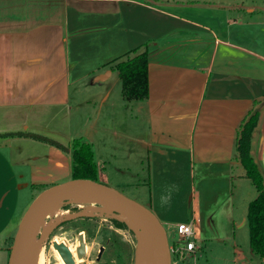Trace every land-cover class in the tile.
Here are the masks:
<instances>
[{"label": "crops", "instance_id": "obj_1", "mask_svg": "<svg viewBox=\"0 0 264 264\" xmlns=\"http://www.w3.org/2000/svg\"><path fill=\"white\" fill-rule=\"evenodd\" d=\"M82 1L0 0V264H8L21 220L37 195L73 178L71 150L26 135L3 134H40L35 129L45 123L37 117L45 121L62 110L70 120V111L86 103L93 109L99 103L103 114L115 113L114 120L129 114L134 146L127 149L137 165V186L150 189L147 208L156 210L164 227L184 211L178 204L170 210V201L187 198L191 223L203 232L207 223L208 231L216 233L215 212L201 209V192L192 181L196 178L213 196L226 193L229 212L236 218L232 223L246 224L247 216L237 219L242 211L236 200L246 199L248 207L250 195L258 192L241 165L237 136L243 119L259 109L251 154L264 168V0L209 2L206 7L194 0H105L117 6L112 17L121 10L124 39L120 35L115 41L124 45L103 43L109 53L97 65L77 56L83 41H72L88 30L79 18L92 7L71 6ZM154 23L160 34L147 32ZM134 38L141 42L134 43ZM136 48L148 51L150 92L145 100L127 101L121 79L115 85L109 80L114 66L133 56ZM103 75L107 77L101 81ZM86 91L87 97L81 98ZM57 116L62 118L61 113ZM96 119L89 115L86 125ZM90 127L85 135L69 134L68 139L65 134V142L51 139L68 147L81 138L93 145L96 161L94 140L101 129ZM120 136L123 141L131 137ZM97 169L105 178L98 163ZM125 170L118 171L122 177Z\"/></svg>", "mask_w": 264, "mask_h": 264}, {"label": "rangeland", "instance_id": "obj_2", "mask_svg": "<svg viewBox=\"0 0 264 264\" xmlns=\"http://www.w3.org/2000/svg\"><path fill=\"white\" fill-rule=\"evenodd\" d=\"M194 1L199 4V7H203V5L206 7L209 2L218 3L220 1L231 2L237 0ZM250 1L251 0H248V2ZM71 6H77L79 8H83V6L92 7L90 8L92 9L90 10V13L85 12L86 16L84 18L80 16L79 18L81 26L88 28V30H84L81 34L72 38V41H83L81 46L79 44V47H83V51L77 55L82 60H85V62L91 61L94 65H97L98 63L102 64V62H105V59L102 58L109 53L104 49L103 43L113 41V48L117 47L119 43L124 45L121 40L119 42L115 41L118 37L120 38V35L123 40L124 36L122 35L123 31L120 29V23L118 22L121 17V10H119L120 14L118 16L112 17L113 14L111 13V9L115 11L117 7L114 3L105 2V0H83L80 3L77 2V4L74 3ZM74 14L76 13H73V15ZM200 14L202 15L204 13ZM137 24L140 26L138 20ZM117 26L118 30H114V27ZM156 26L155 23L152 25V28L148 25L146 28L147 32L150 34H160V31ZM141 28L137 27V30H140ZM134 37L136 36L134 35ZM139 42H141V40L134 38V43L137 44ZM119 80L120 76L115 70L113 77L109 80V84L115 85L119 83ZM91 88L94 90L97 86H92ZM76 90L77 89H72L73 92ZM88 94L89 92L87 91L83 92L81 98L85 99ZM77 95L78 94H76V96ZM93 108L89 107L87 103L85 107L74 108L70 111L72 115V119L70 120L64 118L66 112L62 110L61 112H54L52 116L45 121L44 119L37 117V122H43L45 124L40 128L37 127L35 131H39L40 134L42 133V135L44 134L43 136L50 139L55 138L65 142L67 140L65 139V134L69 139V134H72L74 137H77V134L85 135L90 133V126H98L101 130L96 132L98 134L95 136L94 140L97 152L96 161L99 166V173L104 176L106 175V177L102 178L97 176V181L116 189L119 193L124 194L128 198L147 207L146 204L149 202L151 196L150 189L147 185H141L142 187L137 186L139 180L135 176L134 170L137 165L134 156L128 154L127 149V147L130 148L134 146V143L131 142L134 129L133 126L130 125L129 114L125 112L123 115L121 114V116H118V120H114L115 113L111 112L110 116L106 113L103 114V110L99 103H97L95 109ZM89 109L93 110V112H89ZM76 112L77 117L74 118V113ZM59 113L62 114L61 119L57 116ZM93 113L94 117H97V119L93 124L86 125L87 117ZM45 114H48V112H45ZM124 133L131 136L126 141H123L120 138V135ZM71 145L72 144L70 143L68 147L69 150L72 151ZM127 167L131 168V173L127 169L125 170ZM119 170H125L126 175L122 177L118 172ZM192 181L195 187H197L196 189H200L199 191L201 192V209L207 214L215 212L212 216H214L218 229L216 233L212 229L211 231H208L206 223V226L204 225V232H212V236L209 234L210 239L204 241L202 247L190 255L187 254L179 247L178 227H176V225L178 223L191 224L192 216L189 214V200L187 198H175V200L170 201L172 203L170 210L175 208L177 204L184 210L180 215H174L175 210H173L172 213L174 216L170 219L174 224L171 226H165L171 248L172 264H264V261L258 259V257L252 252L249 242V225L247 222L244 225L241 224L242 226L240 227H236V225L232 223V219L236 218L229 212L231 209V199L227 200V197L225 196L226 193L220 191L219 194L213 196V192H209L210 189H202L198 178ZM124 182H127V184H124ZM217 184L218 183L214 181L212 185L216 186ZM253 191H255V189H253ZM159 195L160 194H158V198ZM170 195L171 194H168V197H170ZM250 196H253L252 199L256 197L255 194ZM245 200L246 199L244 198H238L236 200L237 207L242 211L241 214L237 215V219L242 215L247 216L248 208L247 205H245ZM149 209L157 217L156 210ZM80 210L81 208H78V205L75 203H63L59 205V210L55 215L43 220L42 228L40 227L42 232H39L36 235V238L40 241V248L42 249L43 260L41 264H64L63 260L58 255L55 257L52 250L53 248H51L53 242H64L70 247L75 256V264H135L136 254L141 248L139 245V236H142V232L136 223H130L127 221L121 222L116 218L105 216L81 215L73 217L72 219L67 218L68 214L78 213ZM158 211L159 210H157V212ZM207 214L206 217L208 216ZM210 216L211 215H209V217ZM157 218L159 219V217ZM55 220H59L60 223L52 230H49L51 227V221ZM194 226L200 230V226H198L197 223H194ZM80 232H85L87 247V255L82 260L77 259L76 248L73 246L77 240V235ZM201 232L204 233L203 230ZM101 247H105V254L103 260L98 263L95 260V256L98 254V250ZM149 251L150 256L147 257V264H158V258L151 249V246L148 249V253Z\"/></svg>", "mask_w": 264, "mask_h": 264}, {"label": "trees", "instance_id": "obj_3", "mask_svg": "<svg viewBox=\"0 0 264 264\" xmlns=\"http://www.w3.org/2000/svg\"><path fill=\"white\" fill-rule=\"evenodd\" d=\"M132 53L134 54L133 56H127L126 59L120 60L114 66V69L120 76L124 98L127 101L145 100L150 92L148 51L146 49L140 51V48H136ZM258 118L259 109L255 108L243 119L237 136V152L245 174L258 192L257 196L249 202L247 207L249 242L253 254L259 258H264V168L251 154V138L258 126ZM19 135H26L34 140L37 139L70 151L69 147L37 133L24 134L23 132H18L3 134L6 137ZM71 144L73 178H91L97 181L98 169L93 145L89 142H84L81 138H75Z\"/></svg>", "mask_w": 264, "mask_h": 264}, {"label": "water", "instance_id": "obj_4", "mask_svg": "<svg viewBox=\"0 0 264 264\" xmlns=\"http://www.w3.org/2000/svg\"><path fill=\"white\" fill-rule=\"evenodd\" d=\"M107 75H103L100 80L106 79ZM95 194L103 198H108L117 204L120 211L128 214L138 225L143 234L141 248L135 257V264H141L143 256L148 251L151 242L161 245V264H172L171 248L168 240L166 228L160 220L154 215L149 208L139 204L138 202L128 198L124 194L119 193L116 189L104 185L94 179L88 178H72L71 181L61 184H55L43 190L34 202L25 212L14 243L11 247V253L8 264H21L24 246L29 236L36 238L35 231L41 216L51 207L59 206L63 203H71L72 198L85 194ZM51 248L55 257L58 255L64 264H75V256L64 242H53ZM87 255V247L84 235H80L79 244L76 248L77 259L82 260ZM40 250L36 251V257L39 259Z\"/></svg>", "mask_w": 264, "mask_h": 264}, {"label": "bare ground", "instance_id": "obj_5", "mask_svg": "<svg viewBox=\"0 0 264 264\" xmlns=\"http://www.w3.org/2000/svg\"><path fill=\"white\" fill-rule=\"evenodd\" d=\"M70 202L77 204L78 208L80 207L81 210L78 213L68 214L67 218H69V219H72L73 217H77V216H81V215H84V216H105V217L116 218V219L123 221V222L127 221L130 223H135V221L128 214L120 211V208L117 204H115L113 201L109 200L108 198H103L99 195H95V194H91V193L85 194V195H80L78 197L72 198V200ZM58 210H59V206L51 207L50 209H48L44 213V215L41 216L40 220L38 221V225L35 229L37 234L39 232H42L40 227L42 226L43 220L45 218L51 217L52 215H55V213H57ZM61 220H63V219H61ZM59 223H60L59 220L51 221V224H50L51 227L49 230H52L53 228H55V226L58 225ZM142 236H143V234H142ZM142 236L141 235L139 236L140 245L142 244V241H143ZM150 246L158 258L157 259L158 264H161V262H160L161 254H162L161 245H158V243H156V242H151ZM40 247H41L40 241H38L37 238H34V236L30 235L25 246H24L25 249L23 252L21 264H41L43 257H42V249ZM37 250L41 251L39 259L36 257V251ZM148 256H150V251H149V253L147 251L146 254L143 256L141 264H147L146 261H147Z\"/></svg>", "mask_w": 264, "mask_h": 264}, {"label": "built area", "instance_id": "obj_6", "mask_svg": "<svg viewBox=\"0 0 264 264\" xmlns=\"http://www.w3.org/2000/svg\"><path fill=\"white\" fill-rule=\"evenodd\" d=\"M178 244L187 254H191L203 246L209 236L202 235L200 230L193 223H178Z\"/></svg>", "mask_w": 264, "mask_h": 264}, {"label": "flooded vegetation", "instance_id": "obj_7", "mask_svg": "<svg viewBox=\"0 0 264 264\" xmlns=\"http://www.w3.org/2000/svg\"><path fill=\"white\" fill-rule=\"evenodd\" d=\"M84 235V237H85V232H80L78 235H77V240H76V242L73 244V246L75 247V248H77V246H78V244H79V238H80V235ZM86 241V240H85ZM105 247H101V248H99V250H98V254L95 256V260H96V262H101L102 260H103V258H104V254H105Z\"/></svg>", "mask_w": 264, "mask_h": 264}]
</instances>
